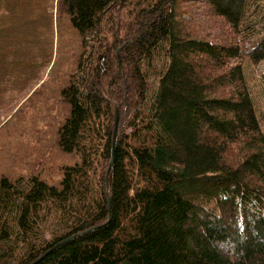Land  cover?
<instances>
[{"label": "trees", "instance_id": "16d2710c", "mask_svg": "<svg viewBox=\"0 0 264 264\" xmlns=\"http://www.w3.org/2000/svg\"><path fill=\"white\" fill-rule=\"evenodd\" d=\"M179 1L0 0V111L31 90L2 126L0 264H264L242 72L264 28L244 35L248 0H193L204 25ZM213 20L229 42L206 38Z\"/></svg>", "mask_w": 264, "mask_h": 264}, {"label": "rangeland", "instance_id": "374dc122", "mask_svg": "<svg viewBox=\"0 0 264 264\" xmlns=\"http://www.w3.org/2000/svg\"><path fill=\"white\" fill-rule=\"evenodd\" d=\"M36 3L43 7V5H48L49 0H36ZM56 1L53 4V7L55 5ZM179 7H183L185 10H188L185 14H183V17L186 18L187 16H192L194 19L200 18V21L206 20L205 16L201 15V10H203V4L199 5L198 2L193 0H180L179 1ZM49 10V8H47ZM53 16L55 15V9L52 8ZM214 26L210 28L208 31L206 30V33L208 36L206 37L208 40L212 42H218V43H226L229 42L231 37V31L227 27V25L222 20H213ZM61 22V20H59ZM63 25L66 23L62 22ZM242 29L244 35H249L252 33V31L256 32L259 29L262 30L264 28V0H248L244 17L242 19ZM61 32H59L60 40L63 45H66L68 43V40L70 39V35L63 33L67 31L64 27L61 26ZM203 28V26H202ZM199 28L197 31L199 33L205 34L204 29ZM43 29V25H42ZM202 29V30H200ZM56 39L57 36H55L54 40V48L56 47ZM62 46V45H61ZM63 54V52H62ZM242 72L244 79L246 81V84L248 86V90L250 93V96L253 101V106L255 109L256 116L259 121L260 128L262 132L264 133V60L253 64L250 59L246 56L243 57L242 62ZM46 75V73H45ZM30 90V89H29ZM30 91H27L24 95V97L9 111H0V128L7 122V119L10 118V116L15 112V109L18 108L21 103L28 97L30 94ZM14 128L16 125L13 126ZM13 128V129H14ZM5 129V127H4ZM3 127L0 129V161L1 156L3 153L7 152L8 156L9 154L13 155V161L12 164H9V161H6L5 158L3 160V165L8 164V167H12L16 163V159L14 156V148L10 146L7 142V137H12L11 142H15V134H10L9 131H12V129L7 128L4 134ZM22 140V139H21ZM23 163L19 162L18 168L19 170L22 169Z\"/></svg>", "mask_w": 264, "mask_h": 264}, {"label": "water", "instance_id": "95a60500", "mask_svg": "<svg viewBox=\"0 0 264 264\" xmlns=\"http://www.w3.org/2000/svg\"><path fill=\"white\" fill-rule=\"evenodd\" d=\"M117 122H118V111H117V109H115V115H114V130H113V135H112L111 159H110V163H109V168L113 164V152H114V145H115Z\"/></svg>", "mask_w": 264, "mask_h": 264}]
</instances>
